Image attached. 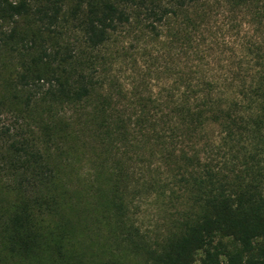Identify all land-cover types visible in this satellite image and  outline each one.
Masks as SVG:
<instances>
[{"label":"trees","instance_id":"16d2710c","mask_svg":"<svg viewBox=\"0 0 264 264\" xmlns=\"http://www.w3.org/2000/svg\"><path fill=\"white\" fill-rule=\"evenodd\" d=\"M7 59L0 264H264V0H0ZM145 199L176 212L154 239Z\"/></svg>","mask_w":264,"mask_h":264},{"label":"rangeland","instance_id":"374dc122","mask_svg":"<svg viewBox=\"0 0 264 264\" xmlns=\"http://www.w3.org/2000/svg\"><path fill=\"white\" fill-rule=\"evenodd\" d=\"M141 45H144V44H141ZM144 47H146V44L144 45ZM232 48H234V43H230L229 46L227 47L219 48L218 54H215V56L221 55L220 53L222 50L227 52L226 56L222 60L223 61L222 65L227 64L228 60L226 59L229 57L231 53L230 49ZM154 50H155L154 56L160 57L159 60H154V61L152 60L150 62L153 69L158 71L153 74L154 77L151 82V87L156 93L159 91V89L164 83L162 80H159V76H160L159 73L161 72L166 73L165 70H167L171 65L172 67L174 66V64L177 65L178 58L177 56H175V60L173 61L172 58L164 57L162 52L156 49ZM142 57H143V52L137 55V58H136L138 60L137 67H141V69H147V67L143 64ZM6 62L11 63L9 64L11 65L10 71H7L6 74L4 75V73L1 72L0 70V73L3 74V78L7 80V83L5 84V88L3 91L4 92L3 96L6 98V104H5L4 113L2 116V126L12 129V131L15 133H20L22 131H27L26 129H28L27 125H28L29 120L27 119V115H24L23 106L20 103L21 97H23V93L14 84L15 80H14L13 75L9 74V72L14 71L12 62L9 61V59H7ZM214 66H215V62H214ZM117 68L120 71H122L121 77L124 80H130V73H129L128 68L123 67L121 65H118ZM170 72H168L167 74L170 75L172 74L173 71H170ZM168 75L167 77H169ZM162 77L163 79H166L165 76H162ZM15 95L19 97L17 98V100L14 99ZM175 216H176L175 210L159 211L154 199H145L143 201H140L135 210V220L137 222V225L141 227L142 232L146 233L148 236H150L153 239L159 236V229H161L163 225L165 226V223L167 222L168 218L172 219V218H175Z\"/></svg>","mask_w":264,"mask_h":264}]
</instances>
